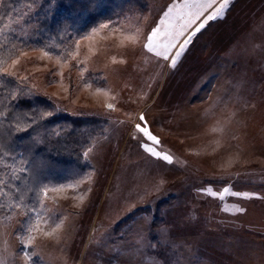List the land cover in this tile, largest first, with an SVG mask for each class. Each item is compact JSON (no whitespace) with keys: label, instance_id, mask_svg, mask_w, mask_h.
<instances>
[{"label":"rangeland","instance_id":"obj_1","mask_svg":"<svg viewBox=\"0 0 264 264\" xmlns=\"http://www.w3.org/2000/svg\"><path fill=\"white\" fill-rule=\"evenodd\" d=\"M172 2L126 0L83 32L105 3L91 10L67 0L60 12L73 37L50 35L46 25L47 43L38 45L34 28L16 32L26 42L4 69L17 73L21 91L103 125L84 150L88 170L45 191L32 220L15 205L0 213L4 264H264V0H229L174 68L141 49ZM141 113L173 163L133 139ZM225 187L223 199L201 192ZM35 224L27 251L37 256L27 261Z\"/></svg>","mask_w":264,"mask_h":264},{"label":"trees","instance_id":"obj_2","mask_svg":"<svg viewBox=\"0 0 264 264\" xmlns=\"http://www.w3.org/2000/svg\"><path fill=\"white\" fill-rule=\"evenodd\" d=\"M66 1L0 0V71L15 48L24 46V38L16 35L23 27L36 30L38 45L47 43L42 31L46 25L50 35L74 36L60 12ZM82 1L86 9H93L95 0ZM102 1L103 12L93 14L83 32L115 15L126 0L121 5L119 0ZM25 13L30 15L22 19ZM41 102L28 98L16 79L0 76V179L8 185H0L4 192L0 194L3 215L14 211L12 205L19 204L25 218L32 220L30 212L39 207L45 191L80 178L89 168L84 150L103 125V119L71 115ZM48 112L53 115L47 116Z\"/></svg>","mask_w":264,"mask_h":264},{"label":"snow or ice","instance_id":"obj_3","mask_svg":"<svg viewBox=\"0 0 264 264\" xmlns=\"http://www.w3.org/2000/svg\"><path fill=\"white\" fill-rule=\"evenodd\" d=\"M229 0H173L172 3L166 6V9L162 11V15L159 19V22L156 26L151 27L150 31L146 33L144 37V42L141 44V49L146 51V53L152 54L157 61L163 60L165 62H170V67H175L180 60V58L185 54L189 45L192 43L193 37L203 29L206 24L214 19L220 18L224 14V10L228 5ZM15 12V9H12ZM30 13H25L22 19H26ZM109 24H101L99 29H92V32L83 39H92L93 35L99 30L107 29ZM2 31V30H0ZM127 39L135 42V37H128ZM77 47L79 46V40L76 41ZM26 55V53H25ZM50 53L45 51L44 56H49ZM75 56L72 57L75 60ZM19 63V60H13L12 66H15ZM88 69H81V77ZM0 76H6L15 79L17 73L15 71H8L4 69L0 71ZM23 79H27L24 77ZM100 91V89H97ZM19 105L17 104V107ZM109 110H115V105L109 103L107 105ZM47 116H52V112L46 113ZM137 119L139 123H134L132 125L136 136L133 139L140 138V147L150 156L162 159L163 161L171 164L173 163V158L171 155L162 153L158 150V145L160 144L159 138L152 133L150 128L147 125L146 118L143 113H141ZM91 151V149H89ZM85 156L88 153H84ZM22 171V170H21ZM18 178V177H17ZM0 185L7 187L8 185L4 180L0 179ZM201 192H208L214 197H223L229 194L230 189L225 187L223 191H210L209 189H201ZM0 194H4L3 187H0ZM233 196H240L245 198H250L249 193L247 192H231ZM21 207V205H17ZM35 211V209H32ZM237 211H243L242 208H238ZM46 222V221H45ZM59 227V225H57ZM38 229V224L31 225L27 227L29 233L27 241L24 244V258L27 261H32L33 257L37 256L36 252L31 254L27 251L28 247L35 240V236L31 235L34 231ZM55 229H53L54 231ZM143 230H141L140 236L137 238L135 243L139 246L143 243ZM121 238L123 235L121 234ZM23 242V237L21 238ZM155 247V245H152ZM0 264H4L3 259H0Z\"/></svg>","mask_w":264,"mask_h":264}]
</instances>
